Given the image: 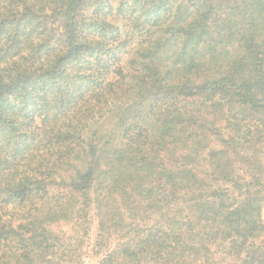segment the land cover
<instances>
[{"label":"trees","instance_id":"1","mask_svg":"<svg viewBox=\"0 0 264 264\" xmlns=\"http://www.w3.org/2000/svg\"><path fill=\"white\" fill-rule=\"evenodd\" d=\"M264 0H0V264H264Z\"/></svg>","mask_w":264,"mask_h":264},{"label":"rangeland","instance_id":"2","mask_svg":"<svg viewBox=\"0 0 264 264\" xmlns=\"http://www.w3.org/2000/svg\"><path fill=\"white\" fill-rule=\"evenodd\" d=\"M262 220L264 222V204L262 205Z\"/></svg>","mask_w":264,"mask_h":264}]
</instances>
